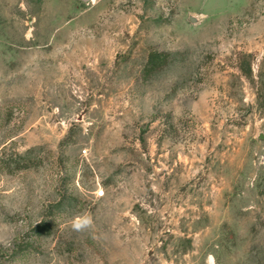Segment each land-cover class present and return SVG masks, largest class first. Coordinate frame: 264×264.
<instances>
[{"label": "rangeland", "instance_id": "1", "mask_svg": "<svg viewBox=\"0 0 264 264\" xmlns=\"http://www.w3.org/2000/svg\"><path fill=\"white\" fill-rule=\"evenodd\" d=\"M0 264H264V0H0Z\"/></svg>", "mask_w": 264, "mask_h": 264}]
</instances>
